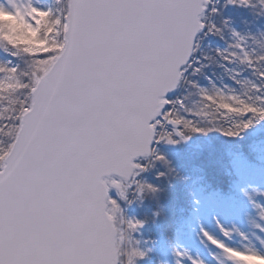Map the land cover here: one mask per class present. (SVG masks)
<instances>
[{"label":"snow or ice","instance_id":"6c2138e0","mask_svg":"<svg viewBox=\"0 0 264 264\" xmlns=\"http://www.w3.org/2000/svg\"><path fill=\"white\" fill-rule=\"evenodd\" d=\"M0 264H264V0H0Z\"/></svg>","mask_w":264,"mask_h":264}]
</instances>
